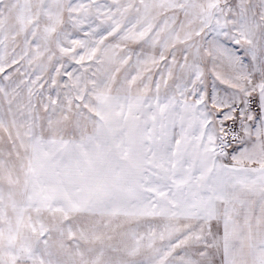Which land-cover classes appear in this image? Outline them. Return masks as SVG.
I'll list each match as a JSON object with an SVG mask.
<instances>
[{"label":"snow or ice","instance_id":"obj_1","mask_svg":"<svg viewBox=\"0 0 264 264\" xmlns=\"http://www.w3.org/2000/svg\"><path fill=\"white\" fill-rule=\"evenodd\" d=\"M0 264H264V0H0Z\"/></svg>","mask_w":264,"mask_h":264}]
</instances>
